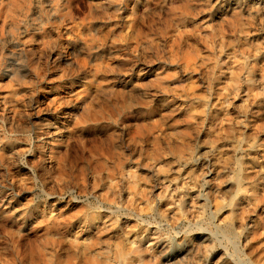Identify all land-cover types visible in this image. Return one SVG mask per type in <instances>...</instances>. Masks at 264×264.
Instances as JSON below:
<instances>
[{"label": "rangeland", "instance_id": "rangeland-1", "mask_svg": "<svg viewBox=\"0 0 264 264\" xmlns=\"http://www.w3.org/2000/svg\"><path fill=\"white\" fill-rule=\"evenodd\" d=\"M0 264H264V0H0Z\"/></svg>", "mask_w": 264, "mask_h": 264}, {"label": "bare ground", "instance_id": "bare-ground-1", "mask_svg": "<svg viewBox=\"0 0 264 264\" xmlns=\"http://www.w3.org/2000/svg\"><path fill=\"white\" fill-rule=\"evenodd\" d=\"M113 213V212H112ZM199 228V227H198Z\"/></svg>", "mask_w": 264, "mask_h": 264}]
</instances>
